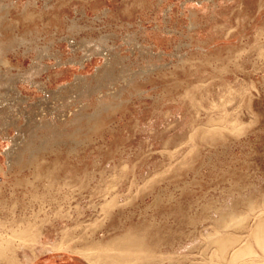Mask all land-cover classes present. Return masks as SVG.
Masks as SVG:
<instances>
[{"label": "rangeland", "instance_id": "rangeland-1", "mask_svg": "<svg viewBox=\"0 0 264 264\" xmlns=\"http://www.w3.org/2000/svg\"><path fill=\"white\" fill-rule=\"evenodd\" d=\"M251 203L264 0H0V262L222 264Z\"/></svg>", "mask_w": 264, "mask_h": 264}, {"label": "bare ground", "instance_id": "bare-ground-1", "mask_svg": "<svg viewBox=\"0 0 264 264\" xmlns=\"http://www.w3.org/2000/svg\"><path fill=\"white\" fill-rule=\"evenodd\" d=\"M249 208L250 211L253 212L249 213L247 216H242V218H239L236 222L243 226L247 220L244 226V230H246L245 236L230 233L231 225L228 224V217H233V212L219 220L217 224L220 231L208 233L209 242L212 243L211 246L216 247L214 256L219 257L222 260V264H240L242 262L241 259L253 251H257L259 257L258 263L256 262L253 264H264V208L257 210L254 208L253 203L249 205ZM231 220L234 222L233 218ZM0 240H2L0 241V248H2L4 247L3 243L6 241L3 238H0ZM3 249L4 248H2V250ZM40 252V254L35 256L24 254L21 259L11 261V264H85L80 259L66 255L62 256V262L60 263H58V259L55 258V256L45 258L52 252L50 247H42ZM43 255H45V259L42 258ZM0 256L3 257L4 254ZM86 259L90 264H102L101 262L99 263L95 257ZM117 260L118 259L114 257L110 264H117ZM4 263H6L5 260L0 262V264Z\"/></svg>", "mask_w": 264, "mask_h": 264}]
</instances>
